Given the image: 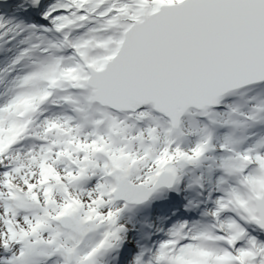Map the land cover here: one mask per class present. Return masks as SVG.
Instances as JSON below:
<instances>
[{"label":"snow or ice","instance_id":"1","mask_svg":"<svg viewBox=\"0 0 264 264\" xmlns=\"http://www.w3.org/2000/svg\"><path fill=\"white\" fill-rule=\"evenodd\" d=\"M0 264H264V0H0Z\"/></svg>","mask_w":264,"mask_h":264}]
</instances>
